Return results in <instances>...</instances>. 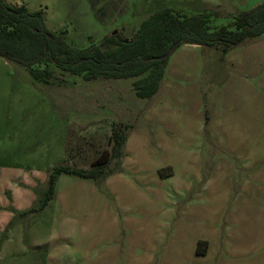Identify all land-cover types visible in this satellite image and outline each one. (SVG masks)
I'll return each mask as SVG.
<instances>
[{
    "label": "rangeland",
    "instance_id": "374dc122",
    "mask_svg": "<svg viewBox=\"0 0 264 264\" xmlns=\"http://www.w3.org/2000/svg\"><path fill=\"white\" fill-rule=\"evenodd\" d=\"M7 1L42 11L50 33L82 50L113 31L129 40L157 10L188 17L263 0ZM207 25L229 27L230 18ZM260 39L224 55L178 46L148 99L135 96L134 79L86 82L47 66L48 82H36L0 57V264H264L255 195L264 46L251 47ZM115 125L126 135L120 171L101 182L60 175L36 210L51 169L107 155Z\"/></svg>",
    "mask_w": 264,
    "mask_h": 264
},
{
    "label": "trees",
    "instance_id": "16d2710c",
    "mask_svg": "<svg viewBox=\"0 0 264 264\" xmlns=\"http://www.w3.org/2000/svg\"><path fill=\"white\" fill-rule=\"evenodd\" d=\"M219 17L230 18V26L210 30L208 20ZM263 35L264 0L245 11L228 12L206 7L202 13L188 17L168 9L157 10L140 23L129 40L114 33L78 50L67 46L62 36L46 29L42 11L28 12L24 6H12L6 0H0V57L24 68L33 81L48 82L51 71L47 66L86 82L98 78L134 79L132 89L139 99H148L156 93L167 57L178 46L218 49L224 55L246 39ZM174 44L176 47L169 52ZM163 55L166 56L157 59ZM39 65L44 67L40 69ZM125 140L123 129L115 125L111 128L107 155L98 157L87 168L66 165L52 168L46 178V196L36 210L49 201L60 175L101 182L119 172L125 157ZM205 246L204 241H198L195 254H204Z\"/></svg>",
    "mask_w": 264,
    "mask_h": 264
},
{
    "label": "crops",
    "instance_id": "0c3cea01",
    "mask_svg": "<svg viewBox=\"0 0 264 264\" xmlns=\"http://www.w3.org/2000/svg\"><path fill=\"white\" fill-rule=\"evenodd\" d=\"M7 1V0H6ZM9 2V1H7ZM264 36V35H263ZM262 36V37H263ZM257 38L256 40H259L260 38ZM264 46V38L263 40L260 39V41L254 42L253 44H251V47H255V46ZM255 181H256V190H255V195H256V200L260 203L264 202V166L260 169V171L255 173Z\"/></svg>",
    "mask_w": 264,
    "mask_h": 264
},
{
    "label": "water",
    "instance_id": "95a60500",
    "mask_svg": "<svg viewBox=\"0 0 264 264\" xmlns=\"http://www.w3.org/2000/svg\"><path fill=\"white\" fill-rule=\"evenodd\" d=\"M116 31H113L111 34H114ZM176 45L177 44H174L171 48H170V50H169V52H171L175 47H176ZM166 55H163L162 57H159V58H157V59H161V58H164Z\"/></svg>",
    "mask_w": 264,
    "mask_h": 264
}]
</instances>
